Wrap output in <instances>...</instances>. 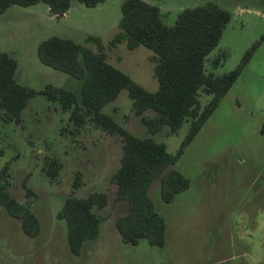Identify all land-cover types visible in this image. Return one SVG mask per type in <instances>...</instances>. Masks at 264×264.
<instances>
[{"label": "rangeland", "instance_id": "1", "mask_svg": "<svg viewBox=\"0 0 264 264\" xmlns=\"http://www.w3.org/2000/svg\"><path fill=\"white\" fill-rule=\"evenodd\" d=\"M124 0H104L89 7L71 0L61 16L50 14L47 4L10 6L0 14V51L16 58L15 79L41 90L53 84L78 93L82 81L42 64L37 44L49 37L70 38L97 51L87 35L101 38L107 61L127 73L148 91L158 83L153 74L154 53L143 45L129 50L109 41L118 31ZM159 7L162 20L173 25L185 8L209 1L230 11L231 18L217 45L204 60L206 72L224 74L240 63L246 50L260 41L236 82L196 137L183 150L174 167L189 179V186L170 203L160 196L159 178L148 195L165 221V244L123 243L115 218L127 211V202L114 201L116 186L110 176L120 164L122 141L91 124L80 134L61 133L68 112L44 95L32 97L22 111V123L0 121V168L10 162V194L25 200L23 182L35 192L32 210L40 231L27 236L18 218L0 205V264H264V0H145ZM263 37V39H262ZM220 58L214 67L213 59ZM210 96L200 93L204 105ZM119 124L137 137L151 136L175 153L188 124L167 135V128L149 134L131 109L123 89L104 106ZM153 116L154 112L146 111ZM45 156L62 162L57 181L50 183L41 167ZM81 185L72 189L76 172ZM105 190L108 204L96 212L102 217L98 235L82 245L79 254L69 250L66 221L57 218L70 194L84 197Z\"/></svg>", "mask_w": 264, "mask_h": 264}, {"label": "trees", "instance_id": "2", "mask_svg": "<svg viewBox=\"0 0 264 264\" xmlns=\"http://www.w3.org/2000/svg\"><path fill=\"white\" fill-rule=\"evenodd\" d=\"M78 1L93 7L104 0ZM39 2L47 4L50 14L55 16L63 15L71 6V0H0V14L13 5L29 6ZM120 10L118 31L110 39L109 46L125 42L129 50L143 45L154 53L153 74L158 83L154 92L107 61L100 37H85L86 41L96 44L97 51H93L70 38L53 35L37 44V57L42 64L81 80L80 91L76 93L50 83L41 90L20 84L15 79L16 58L0 51V121L21 125L23 109L32 97L41 94L68 112L61 133L76 136L85 125L91 124L107 134L120 136V164L109 182L116 186L114 201H126L127 211L115 218V227L123 243L136 245L145 239L150 246L163 247L165 221L148 195L149 187L159 178L160 196L166 203L188 188L189 179L174 165L236 82L260 41L246 50L235 68L217 75L205 71L204 60L217 45L231 18L230 11L209 1L185 8L169 26L163 22L159 7L145 0H124ZM219 63V57L212 61L214 67ZM123 89L131 99L132 112L149 134L166 127L170 135L183 123L188 124L175 153H170L163 142L151 136L133 135L103 111ZM200 93L210 96L204 105L200 103ZM148 110L154 115H146ZM10 162L0 168V205L10 216L20 220L27 236L34 237L40 231L39 219L32 210L36 194L23 182L25 200L20 202L11 196ZM61 168L62 162L57 157H44L41 170L50 183L57 181ZM80 185L81 174L77 171L71 187L76 189ZM108 201L105 190L92 191L84 197L70 194L64 199L56 216L66 221L71 253L79 254L84 242L98 235L102 217L96 210L103 209Z\"/></svg>", "mask_w": 264, "mask_h": 264}, {"label": "crops", "instance_id": "3", "mask_svg": "<svg viewBox=\"0 0 264 264\" xmlns=\"http://www.w3.org/2000/svg\"><path fill=\"white\" fill-rule=\"evenodd\" d=\"M48 10H49V8H48Z\"/></svg>", "mask_w": 264, "mask_h": 264}]
</instances>
